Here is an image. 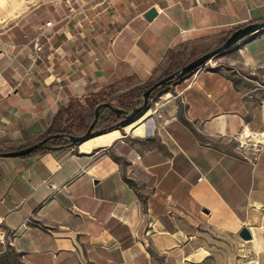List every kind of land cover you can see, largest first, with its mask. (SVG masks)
<instances>
[{
	"label": "crops",
	"instance_id": "1",
	"mask_svg": "<svg viewBox=\"0 0 264 264\" xmlns=\"http://www.w3.org/2000/svg\"><path fill=\"white\" fill-rule=\"evenodd\" d=\"M262 20L264 0H0V141ZM156 96L108 144L0 156V264H224L226 223L264 240V28Z\"/></svg>",
	"mask_w": 264,
	"mask_h": 264
},
{
	"label": "trees",
	"instance_id": "2",
	"mask_svg": "<svg viewBox=\"0 0 264 264\" xmlns=\"http://www.w3.org/2000/svg\"><path fill=\"white\" fill-rule=\"evenodd\" d=\"M244 25V24H243ZM242 26V25H240ZM237 26L231 30L226 31L223 34V37L217 41L216 44H221L225 38H227L232 31L237 29ZM192 55L186 57H175L173 59L168 58L167 65L163 71L157 76H153L155 73V68L152 70L151 74L148 76L146 80L137 86L131 87L125 92L110 97L107 93H103L101 96H95L93 98H77L75 100H71L66 106L63 108H59L56 114L54 115L51 124L47 127V129L37 136L35 140H26V141H13V140H2L0 141V150L9 151L16 150L18 148L24 147L26 145L31 144L34 141L40 140L46 135H53L56 133H67V134H75L80 135L86 131L90 123L94 119V108L95 106L104 101H110L114 106L118 108H122L125 111L129 112L132 110L135 102L139 99L142 92L154 81L162 78L164 75L170 73L171 71L183 66L187 62L192 59ZM168 84L159 87L152 95L159 90L166 87ZM120 120V116L115 113L110 108L103 106L98 111L97 119L94 123L93 130H102L109 131L114 129L112 127L116 122ZM57 145H67V142L60 137H51L44 146L38 147L32 150L29 154L22 155L20 157L36 155L39 153H43L47 151L50 147Z\"/></svg>",
	"mask_w": 264,
	"mask_h": 264
},
{
	"label": "water",
	"instance_id": "3",
	"mask_svg": "<svg viewBox=\"0 0 264 264\" xmlns=\"http://www.w3.org/2000/svg\"><path fill=\"white\" fill-rule=\"evenodd\" d=\"M156 15V10L154 7L149 8L145 13L144 17L148 20L152 19ZM264 28V20L262 21H255V22H249L246 23L234 31L230 33V35L225 38V40L213 47L212 49L196 56L183 66L179 67L175 71L163 76L160 79L154 80L140 95L139 99L135 102L133 108L131 111L127 112L122 108H118L114 106L110 101H104L98 103L94 108V119L88 126L85 132H83L80 135L75 134H67V133H56L53 135H46L40 140L34 141L29 145H26L24 147L18 148L16 150H9V151H2L0 150V156L3 157H16V156H22L29 154L32 150L42 147L45 145V143L51 138V137H60L63 138L68 145H76L80 142L86 140L87 138H90L92 136L101 134L106 131L102 130H93L94 123L98 116V111L101 107L106 106L113 110L115 113H117L120 116V120L116 122L112 127L117 128L120 126H124L134 119H136L138 116L142 114V111L147 108L149 100L152 98L153 93L161 86H164L168 83L174 82L182 77H184L186 74L196 70L198 67L205 64L209 59H211L216 54L220 53L221 51H224L226 49L231 48L239 41L247 38L248 36L252 35L259 29ZM239 235L243 239H250L251 235L250 232L247 230L246 227H242L239 230Z\"/></svg>",
	"mask_w": 264,
	"mask_h": 264
},
{
	"label": "rangeland",
	"instance_id": "4",
	"mask_svg": "<svg viewBox=\"0 0 264 264\" xmlns=\"http://www.w3.org/2000/svg\"><path fill=\"white\" fill-rule=\"evenodd\" d=\"M217 41L215 42V45H218L216 44ZM196 56L192 55L193 58H195ZM206 63L211 64V59L208 60ZM153 98L154 100H152ZM153 98L149 100L147 108L143 110L142 113L147 111L148 109H153L156 106L155 100L157 99V96L156 98L155 97ZM235 228H236L235 225H231L228 223L220 224V230H221L220 238H222L225 241V243L223 244L225 253H222L219 256H215L214 260L218 263H224V264H244L249 259H255L257 263L263 264L264 256H260V254L264 253V240H260L259 241L260 243L258 242V245H257V242H253L252 246H249L247 245L249 244L248 241H244L238 236L237 233H234Z\"/></svg>",
	"mask_w": 264,
	"mask_h": 264
},
{
	"label": "bare ground",
	"instance_id": "5",
	"mask_svg": "<svg viewBox=\"0 0 264 264\" xmlns=\"http://www.w3.org/2000/svg\"><path fill=\"white\" fill-rule=\"evenodd\" d=\"M150 112L149 110L145 113L147 114ZM144 113V112H143ZM145 115L140 116L139 118H136V120L131 121L128 123V125L125 126V129L131 128L136 122H139L140 119H142ZM119 135L118 129H114L108 132H104L98 135H95L93 137H90L82 142L79 143V147L81 149H88L93 145L97 144H108L114 137Z\"/></svg>",
	"mask_w": 264,
	"mask_h": 264
},
{
	"label": "built area",
	"instance_id": "6",
	"mask_svg": "<svg viewBox=\"0 0 264 264\" xmlns=\"http://www.w3.org/2000/svg\"><path fill=\"white\" fill-rule=\"evenodd\" d=\"M44 25L46 26V27H48V26H50V25H52V22H51V20H48V21H46L45 23H44ZM43 35H45V31H41L40 33H38V35L34 38V40H33V47H34V56L36 57V58H39L40 57V51H41V48H42V43H41V41H40V37L41 36H43ZM210 60V59H209ZM198 69V68H197ZM202 176H200L198 179H200ZM52 186L53 187H55L53 184H52Z\"/></svg>",
	"mask_w": 264,
	"mask_h": 264
}]
</instances>
